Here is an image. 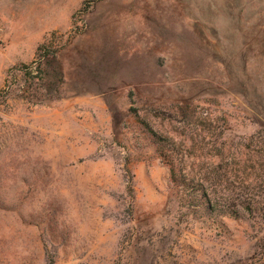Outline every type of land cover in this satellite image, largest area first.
Instances as JSON below:
<instances>
[{"label": "rangeland", "instance_id": "rangeland-1", "mask_svg": "<svg viewBox=\"0 0 264 264\" xmlns=\"http://www.w3.org/2000/svg\"><path fill=\"white\" fill-rule=\"evenodd\" d=\"M0 264H264V0H0Z\"/></svg>", "mask_w": 264, "mask_h": 264}, {"label": "trees", "instance_id": "trees-1", "mask_svg": "<svg viewBox=\"0 0 264 264\" xmlns=\"http://www.w3.org/2000/svg\"><path fill=\"white\" fill-rule=\"evenodd\" d=\"M43 48H45V46H40V47L38 48V53H37L38 56H39V54L41 53V51H42ZM33 64H35V63H33Z\"/></svg>", "mask_w": 264, "mask_h": 264}]
</instances>
